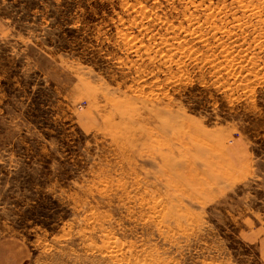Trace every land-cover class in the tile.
<instances>
[{"label":"rangeland","instance_id":"374dc122","mask_svg":"<svg viewBox=\"0 0 264 264\" xmlns=\"http://www.w3.org/2000/svg\"><path fill=\"white\" fill-rule=\"evenodd\" d=\"M28 264H264V0H0V239Z\"/></svg>","mask_w":264,"mask_h":264},{"label":"crops","instance_id":"0c3cea01","mask_svg":"<svg viewBox=\"0 0 264 264\" xmlns=\"http://www.w3.org/2000/svg\"><path fill=\"white\" fill-rule=\"evenodd\" d=\"M32 260L29 246L20 238L0 239V264H28Z\"/></svg>","mask_w":264,"mask_h":264}]
</instances>
